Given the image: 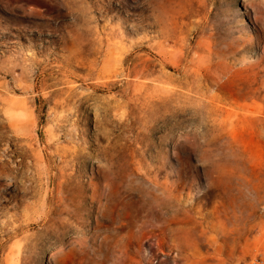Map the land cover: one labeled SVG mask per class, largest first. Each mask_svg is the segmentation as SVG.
<instances>
[{
    "label": "rangeland",
    "instance_id": "rangeland-1",
    "mask_svg": "<svg viewBox=\"0 0 264 264\" xmlns=\"http://www.w3.org/2000/svg\"><path fill=\"white\" fill-rule=\"evenodd\" d=\"M0 264H264V0H0Z\"/></svg>",
    "mask_w": 264,
    "mask_h": 264
}]
</instances>
